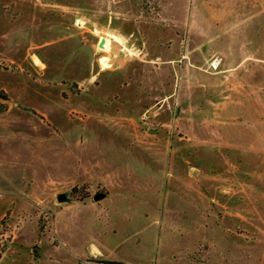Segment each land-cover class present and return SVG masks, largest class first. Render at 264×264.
Segmentation results:
<instances>
[{"label": "rangeland", "instance_id": "1", "mask_svg": "<svg viewBox=\"0 0 264 264\" xmlns=\"http://www.w3.org/2000/svg\"><path fill=\"white\" fill-rule=\"evenodd\" d=\"M0 264H264V0H0Z\"/></svg>", "mask_w": 264, "mask_h": 264}, {"label": "bare ground", "instance_id": "2", "mask_svg": "<svg viewBox=\"0 0 264 264\" xmlns=\"http://www.w3.org/2000/svg\"><path fill=\"white\" fill-rule=\"evenodd\" d=\"M112 42H117L120 45L123 43L121 38H119L116 35H109L108 37H102L101 41L99 43L100 51H102V52L110 51V47H111ZM101 62L103 64V66H105V68H108V65L106 64V62H107L106 58H103L101 60Z\"/></svg>", "mask_w": 264, "mask_h": 264}, {"label": "crops", "instance_id": "3", "mask_svg": "<svg viewBox=\"0 0 264 264\" xmlns=\"http://www.w3.org/2000/svg\"><path fill=\"white\" fill-rule=\"evenodd\" d=\"M236 67H237V66H236ZM236 67H234L233 69H236ZM22 90H25V91L21 92V93L19 94V96H18L19 99H21V100H22L23 97H25L26 88H23V89L20 88V89H19V91H22ZM27 90L29 91L28 88H27ZM28 91H27V92H28ZM79 220H80V218L78 219V221H79ZM83 221H87L86 218H84V220H81V222H83Z\"/></svg>", "mask_w": 264, "mask_h": 264}, {"label": "water", "instance_id": "4", "mask_svg": "<svg viewBox=\"0 0 264 264\" xmlns=\"http://www.w3.org/2000/svg\"><path fill=\"white\" fill-rule=\"evenodd\" d=\"M57 199H58V201H60V202H64V201L66 200V196H65V194H59V195L57 196Z\"/></svg>", "mask_w": 264, "mask_h": 264}]
</instances>
